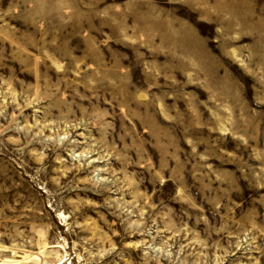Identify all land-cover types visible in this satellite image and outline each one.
<instances>
[{
	"label": "rangeland",
	"instance_id": "374dc122",
	"mask_svg": "<svg viewBox=\"0 0 264 264\" xmlns=\"http://www.w3.org/2000/svg\"><path fill=\"white\" fill-rule=\"evenodd\" d=\"M0 244L264 264V0H0Z\"/></svg>",
	"mask_w": 264,
	"mask_h": 264
},
{
	"label": "bare ground",
	"instance_id": "6f19581e",
	"mask_svg": "<svg viewBox=\"0 0 264 264\" xmlns=\"http://www.w3.org/2000/svg\"><path fill=\"white\" fill-rule=\"evenodd\" d=\"M0 264H45L39 254L14 246L0 244Z\"/></svg>",
	"mask_w": 264,
	"mask_h": 264
}]
</instances>
